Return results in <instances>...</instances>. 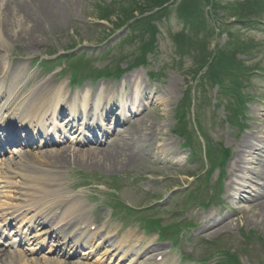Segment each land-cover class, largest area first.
<instances>
[{
	"label": "rangeland",
	"instance_id": "obj_1",
	"mask_svg": "<svg viewBox=\"0 0 264 264\" xmlns=\"http://www.w3.org/2000/svg\"><path fill=\"white\" fill-rule=\"evenodd\" d=\"M67 1L68 4L63 12L59 11L58 8H52L53 11L60 13V17L42 19V15L33 7L27 5L25 0H0V61L7 62L11 68L19 64L25 65L31 76V84L28 88L33 87L35 83L49 81L48 86L57 85L64 88V90H68L69 76L74 77V71L79 68L80 79L86 77L82 80L100 73H120L117 80H103L105 81L103 83L107 85L105 88L108 87V91L112 90L113 93L118 95L119 99L115 102L121 105L118 109L117 106L112 105L111 107L109 105V109L115 110L114 113H109L110 117H108L110 120L108 125L111 128L109 129L111 132H115V135L110 136L107 143L81 145L80 142L83 138L77 136L81 134L82 130L80 129V132H78L76 131L77 128H67L62 134L63 138L69 137L65 144L40 148L38 152H41L39 154V157H41L47 151L53 149L72 148L84 152L91 148L105 150L109 146L113 147L116 140L127 146L130 143L138 144L140 148L135 149L136 156L133 161L124 162L120 160L117 163L113 162L112 165L104 164L103 160L99 158L97 160L89 158L86 162L79 159H66L64 160L67 163L66 165L61 164V161L57 159L50 160L52 163L50 165L55 169L53 171L54 175L59 178L57 183L60 181V186L54 188L52 194L59 191L60 195L68 196L65 199L72 200V204H67L68 210L70 209L71 212L79 208L78 201L81 204V209L76 212L79 219L84 215L86 217L91 216L92 219H95V222L98 221L103 225H107V221L111 218V223L108 224L109 232L121 229V243H130L129 237L132 233L138 231L134 237L135 241L138 237L147 234L140 228L138 218L131 219L129 215L124 214L120 219L117 217L118 214L117 216L113 214V210L109 206L112 201L110 194H114L120 201H124L129 205L142 207L145 211L141 214L143 217L162 216L166 218V221H171L179 218L178 214H171V211H179L188 204L185 196L174 190V188L177 189L178 185L191 186L193 190L201 187L202 191L197 193L201 198V202L211 197L210 190L213 187H218L217 179L222 173V170H218V167L213 172L207 187L204 176L198 177L199 179L185 176L188 174L197 175L207 171L210 166L205 158L207 144L203 142L201 137L194 136L193 141L198 157L195 156V159H190L189 151L184 148L186 138L183 139L174 134L178 122L176 113L178 110L182 111L184 109L183 98L189 93L188 96H190L191 101L192 96L195 99L205 94H202L198 81L194 82L192 77H189L190 69L195 64L193 63V55L190 54L189 57L183 59L175 55L176 44L172 39L173 33L179 32L178 36L176 35L177 43L181 46L184 45L185 48H193L194 54L202 50L204 43L208 38H211L212 33L210 34L207 30L206 35L204 28L201 27L198 28V35L194 37L195 41L184 39L183 35L191 30L188 25L189 21L183 27L186 22L177 12L180 0H172L170 6L173 8L169 10L167 17H159L160 19L157 22L160 29L159 50L157 53L148 55L152 63L145 67V64L138 63L141 60L143 39H132V33L130 34L132 31L127 25L120 26L119 29H113L112 22L100 20L102 16L100 6L109 7V10L114 14H122L121 11L124 7L128 8L138 0H117V3L111 0ZM145 1L142 0V2ZM247 1L251 3L244 5ZM213 3H216L215 9L212 4L203 0V5L205 4L204 21L206 24H212L214 32H216L211 48H214L216 44L223 46L229 39L230 31L246 41L250 42L251 39H254V43H257L258 46L254 49V54L251 55L245 52L240 56L247 65L249 64L250 67L255 69L244 80L246 86L239 94L246 102L245 117L243 116L241 119V123L244 125L242 129L236 125L225 123L224 107L221 106L215 110V104L219 103L217 100L221 99V97H217L220 89H218V86L207 84L208 91L206 92L208 95L205 96L208 105L200 110L201 120L198 122L208 134L210 143H213L217 148L218 144L222 142L226 149L229 148L230 157L225 168L226 177L223 181L222 201L215 203L212 208L205 211L194 204L188 206L187 210L183 209L180 213L183 217L192 219L197 225L194 229L187 231L188 235L182 246V253L187 256L182 264H198V262L188 260L187 257L202 259L201 254L208 251L205 248L206 241L214 243L215 240L220 238L226 240L229 245L234 246L236 253L237 250L241 249L240 260L243 264H264V215L258 213L255 215L251 213L250 215L244 209L241 211L240 208L243 206H251L252 204L230 199L228 193L229 186L240 187L239 182L243 185L244 182L253 185L263 182L258 177L255 180L241 181L239 175L242 173H238V165H243L242 160L246 157L247 161L257 157L260 162L262 157L257 153L264 154L261 153L263 151L259 150H255L256 154L254 155H249V152H251L249 150L240 153L243 141L247 139L258 145V148L264 149V0H213ZM253 3L257 6L262 5L257 14L252 13L249 15L250 22L256 23V27L249 26L248 22L247 24H231L236 23L231 21L237 18H239V22H243V19H240L241 16L238 17L233 13L235 11L236 13L240 12V9L246 11L244 8ZM17 6L19 8L15 11ZM211 9L215 15L210 13ZM20 15H26V19L31 20L32 23H36L35 20L37 19L41 22L40 31L36 33L39 36L34 35L32 38V41H36L33 46L28 44L33 24L29 26V22L25 20L26 24L19 27L17 23L18 21L21 23ZM159 15H161V12ZM144 16H147V14L143 15L142 18ZM142 18L138 20L141 21ZM216 19L221 24L220 29L223 28V24H227L231 30L219 36L220 30ZM112 20L116 21V18L112 17ZM139 21L129 25H137ZM4 22L5 26L3 25ZM22 29L24 30L23 34L21 33ZM14 30H16L15 35ZM139 32H141V29L136 31V33ZM198 37H202L204 40L199 38L198 41ZM58 59L59 63H57ZM41 60L44 62L39 67L38 63ZM173 63H176L175 66L182 63V70L175 67ZM194 66L196 68V65ZM160 69H163L165 74L154 78L151 72L158 74ZM116 74L115 77H117ZM111 75L114 76V74ZM100 82L85 83L79 89L71 87L73 91L70 96L74 98L73 100L79 98V104L81 105L85 96L90 95L92 97L93 95L95 98L97 92H99L98 99H100L104 95L102 93L104 84ZM226 83L228 84V80H226ZM54 88L56 87L54 86ZM1 92L0 88V94H2ZM233 93L227 90V96H224V98L225 100L229 99L228 102L231 107L239 108L237 106L239 105V99ZM190 106L192 108L191 104ZM190 106L186 107L188 112L191 109ZM196 107L193 104L192 115H194ZM70 110H72V107H70ZM90 115L81 117V119H85L86 123H91ZM97 117H99V114H97ZM80 123L82 122L80 121ZM62 125L60 124V127ZM121 131L126 132V134L124 136L120 135ZM244 153L245 155H242ZM12 158L14 157L10 156L8 161ZM20 158L19 156L13 160L16 161ZM258 161L252 163L253 168L261 167ZM252 175L255 176V174ZM177 178L179 179L178 182H176ZM19 180L16 179L14 182L19 184ZM250 193L252 195H246L253 200L260 196H255L253 190H250ZM10 195L12 197L5 196L3 200L9 202L8 208L15 202L14 194L10 192ZM154 200H157L154 204L157 206H150ZM160 200L161 202L158 204ZM225 202L229 204L227 205L229 208L223 212L219 211L220 207L225 205ZM97 206L99 207L92 215V209ZM149 206L156 208L150 209ZM255 209L258 211L257 208ZM211 212L213 220L223 219L220 225H214V223V226L206 227V223H202L203 217ZM122 220H126V222ZM180 220L184 222V219ZM103 229L106 228L101 230ZM156 238L157 234L149 235L146 241H155ZM161 241L165 240L161 239ZM157 246L159 251L156 254L159 255L163 249H169L172 250V255H175L172 242H159ZM245 246L247 247L245 248ZM102 255L95 256L91 261L97 260ZM157 256L155 260L153 256L144 264H155ZM43 257L34 260L40 261L41 264H45L47 260L52 261L47 257ZM27 259L29 258L26 256L25 263L30 264L31 260L27 261ZM109 260L110 256L104 258L103 262L110 264L108 263ZM67 263L69 264V262Z\"/></svg>",
	"mask_w": 264,
	"mask_h": 264
},
{
	"label": "bare ground",
	"instance_id": "obj_2",
	"mask_svg": "<svg viewBox=\"0 0 264 264\" xmlns=\"http://www.w3.org/2000/svg\"><path fill=\"white\" fill-rule=\"evenodd\" d=\"M25 2L27 5L36 9L42 15L41 16L42 19L43 18L50 19L56 16L58 17L60 13L53 11V9L58 8L59 11L63 12V10L68 4L67 0H25ZM18 8L19 7L17 6V9L15 8V11H17ZM20 17H21V23L20 21H18L17 23L19 27H23V25L26 24L24 22L25 20L26 22H29V26L33 24L31 27L32 34L30 36V40L28 43L29 46H33V44L36 41H32L33 40L32 38L34 37V35L39 36L36 33L40 31L41 22L38 19L37 20L34 19L36 23H32L31 20L26 19V15H23V16L20 15ZM3 25L5 26V22ZM13 32L15 35L16 30H14ZM21 33L22 34L24 33L23 29ZM8 69L9 68L7 67L6 63L4 61H0V74L4 70H8ZM28 74H30V72L25 65H22V64L15 65L11 73L6 75V80L8 81L9 84L7 86V92L5 93L4 96L1 97V102H0L4 108L13 109L14 110L13 115L17 116L16 113H18L19 115L23 114V116H21L22 123L27 122V120L30 118H37L38 120H41L44 117L45 111L50 110V108H52L53 106L56 107L60 101V97L56 95H52V96L47 95L44 98L42 95L39 94L38 96L40 100L35 97L34 95L36 92L35 89H37L39 93L40 92L44 93L48 90L49 86L46 83L40 84L39 86H34L31 89H29V92H31V94L25 100L24 97L27 94V92L24 95L23 93L26 90L25 88L30 83V80L26 83L25 87L24 86L22 87L21 85L25 84L24 81L26 78H28ZM19 80L21 81L19 82ZM0 85H3V83L0 82ZM20 87L22 88L20 89ZM20 99L21 100L24 99V100L21 102V104L17 105V100H20ZM61 100H62V96H61ZM86 101L87 99H85V102ZM40 123L43 125V121H41ZM125 134L126 132L125 133H123L122 131L120 132V135L122 136H124ZM113 135L114 134H112V137ZM136 148H140V146L136 143H130L129 146H127V145H122V143L116 140L113 147L109 146L105 150H99L98 148H91L84 152L82 150L72 149V148H63L59 150L53 149V150L47 151L46 154L41 157H39V154L41 152H38L39 150L38 147H33L30 153L18 151L16 155L20 156L21 157L20 159L16 161L13 160L15 158L9 161L5 159L3 160L2 163H0V195L3 192L4 193L9 192V190H4L2 192V189H6L7 186H9L10 188H13V193L15 197L14 199H16V203L14 202V204H12L14 206H12L11 208L12 209L14 208L13 215H17V213L24 210L25 208L28 209L27 208L28 205L25 202L26 200L31 199L32 203H30V206L39 205L46 201L45 193L48 190H50L49 185L53 184L52 182H49V180L55 179V176H49V173L51 171V169L49 168L52 167L50 166V164H52L50 160L57 159L61 161V164L66 165L67 163H65L64 161L66 159H69V160L79 159V160L86 162L87 159L89 158L93 160H97V158H99L103 160L104 164L112 165L113 162L117 163L120 160L124 162L133 161V159L136 156L135 154ZM247 150L251 151L249 152V155L256 154L255 150L263 151L261 153H264V149L258 148V145H256L255 143H252L248 139L243 141V146H242L240 153L246 152ZM242 155H245V153ZM257 155H260L262 157L260 158V160L262 161L259 162L257 157H253L251 159H248L247 161V157H246L244 160H242L243 165H240V164L238 165V170H239L238 173L239 172L242 173L241 175H239V177L243 182L244 180H247V179L255 180L257 179V177L260 178L261 181H263L260 183L257 181L258 186L253 185L252 183L248 184L247 182H244L245 183L244 185L241 183V186H242V188L240 189L241 193L239 195L235 194L239 196L240 201H245V202H249V204H252L251 206L245 205L242 207V209L247 211L250 215L251 213L254 215L256 213L264 215V164H262L264 163V154L257 153ZM257 161L261 164L262 168L252 167V163L253 162L256 163ZM252 174H255V176H253ZM11 178H16V179L18 178L21 181H19L18 182L19 184H17L13 181H10L9 179ZM250 190H253V192H255V196H259V195L260 196L257 197L255 200L249 198L246 194L252 195V193H250ZM7 197H12V195H10L9 193L7 194ZM67 201L68 200L57 201L53 203V206L57 209L62 208V207L64 208L65 203L67 204ZM3 203H0V208L4 205ZM65 208H67V206ZM255 208H257L258 211H256ZM72 213L73 212H69L68 210H65L64 215L67 217L64 218L63 220L64 221L73 220L74 218H72L73 216L71 215ZM38 221H39V218H38ZM85 223L86 221L84 222V224ZM40 224L43 225L44 222H40ZM227 225H229V223H227ZM60 236L61 234L57 235L56 237H60ZM88 245H90V243ZM66 247L68 248L70 247L69 248L70 250L72 248L73 250H71V252L74 253L71 258L73 260H71L69 264H94L93 262H85V261L75 259L76 257H78V249L72 241L69 242L66 245ZM24 254L25 253L23 252H18V251L14 252L13 255L9 256L10 260H9V263L7 262V264H21L22 262H24L22 264H26L25 263L26 257ZM51 260L52 261L47 260L45 264H50V263L51 264L52 263L53 264H68L66 261H58L55 258ZM30 264H41V263L40 261L33 260V261H30Z\"/></svg>",
	"mask_w": 264,
	"mask_h": 264
},
{
	"label": "trees",
	"instance_id": "obj_3",
	"mask_svg": "<svg viewBox=\"0 0 264 264\" xmlns=\"http://www.w3.org/2000/svg\"><path fill=\"white\" fill-rule=\"evenodd\" d=\"M144 1V0H143ZM172 0H146L142 2V0H138L135 2L134 5L130 7H124L121 11L122 14H117V20L119 21L120 25L126 24L128 21L136 20L138 16H143L147 13H152L149 16H145L141 19V21L136 20L134 23H139L137 25H132L134 30L141 29L140 33H137L134 38L143 39V43L141 44L142 52H141V60L142 63L148 62V55L150 53H155L159 48V41H158V32L159 28L157 22L159 17H167L169 9H164L159 15L158 12H154L156 9L164 6L166 3H169ZM208 3L212 4L213 8L215 9L216 3H213V0H206ZM117 3V0H114ZM250 4L251 2L247 1L244 3ZM203 0H180L177 6L178 13L181 17H183L184 21H190V26L196 28V35H198V28L203 27L205 33L207 35V30L211 34L213 32L212 24H206L204 21V10L205 4L203 5ZM109 6V5H108ZM262 5L259 4H252L236 13L240 17V19H249L250 14L254 13L257 14L259 12V8ZM231 7H233L231 5ZM102 15L101 19H107L111 21V17L115 14L107 9H103L100 7ZM154 12V13H153ZM136 13L138 15H136ZM212 15H215L213 11H210ZM231 14V13H230ZM229 14V15H230ZM119 26V25H117ZM213 35V33H212ZM211 35V37H212ZM183 38L187 40V36L184 34ZM203 42V41H202ZM210 43V38L204 43L202 52L200 55L197 54L198 60L196 62L201 66L205 65L209 59H213V63L210 65L209 69L207 70L206 76L209 77L211 81L214 83H219L222 85L226 84V79L231 81L230 88L235 91L240 90L243 87V79L246 77V73L250 71V68L245 64V61L238 58L240 53L249 54L252 50V46L254 45L252 42L251 44L246 42L245 40L241 39L240 36H236L234 33L229 32V42L222 48H217L215 51V58H213L214 52L208 49ZM252 45V46H251ZM249 50V51H248ZM200 72V68L197 69L196 73Z\"/></svg>",
	"mask_w": 264,
	"mask_h": 264
}]
</instances>
